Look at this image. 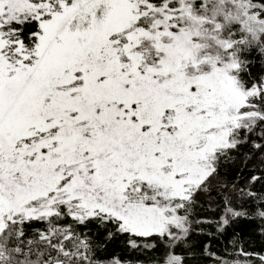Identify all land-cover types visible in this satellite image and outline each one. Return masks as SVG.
<instances>
[{"label":"snow or ice","instance_id":"snow-or-ice-1","mask_svg":"<svg viewBox=\"0 0 264 264\" xmlns=\"http://www.w3.org/2000/svg\"><path fill=\"white\" fill-rule=\"evenodd\" d=\"M0 264H264V0H0Z\"/></svg>","mask_w":264,"mask_h":264}]
</instances>
